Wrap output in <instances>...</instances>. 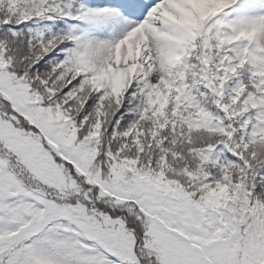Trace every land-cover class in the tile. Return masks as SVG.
<instances>
[{
    "label": "snow or ice",
    "instance_id": "obj_1",
    "mask_svg": "<svg viewBox=\"0 0 264 264\" xmlns=\"http://www.w3.org/2000/svg\"><path fill=\"white\" fill-rule=\"evenodd\" d=\"M0 264H264V0H0Z\"/></svg>",
    "mask_w": 264,
    "mask_h": 264
}]
</instances>
